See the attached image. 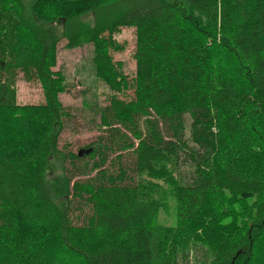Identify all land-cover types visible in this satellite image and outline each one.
<instances>
[{
    "label": "trees",
    "instance_id": "obj_1",
    "mask_svg": "<svg viewBox=\"0 0 264 264\" xmlns=\"http://www.w3.org/2000/svg\"><path fill=\"white\" fill-rule=\"evenodd\" d=\"M62 39L112 90L85 155L60 146ZM0 264H264V0H0Z\"/></svg>",
    "mask_w": 264,
    "mask_h": 264
},
{
    "label": "rangeland",
    "instance_id": "obj_2",
    "mask_svg": "<svg viewBox=\"0 0 264 264\" xmlns=\"http://www.w3.org/2000/svg\"><path fill=\"white\" fill-rule=\"evenodd\" d=\"M86 19L91 18L87 17ZM114 38L124 46V49L120 52H113V58L116 62H122L124 73L132 80L136 72L134 58L135 28H122L114 34ZM93 50L91 44L69 48L67 39H62L58 44L57 66L55 67V70H61L67 77L68 88L60 97L64 106L71 112L65 130L60 137V146L82 155L86 154L87 145L97 141L98 137L104 133L100 127V116L95 107L105 106L112 92L106 83L102 80H96L92 65ZM120 96L125 99L131 98L133 89H128L125 94ZM17 100L21 105H37L45 102L44 91L40 82H28L21 73L17 81ZM120 153L124 166L131 163L133 157L131 152L116 150L114 153H109L107 166H110L111 170L118 167L116 156ZM111 160L114 161V165H111ZM78 166L81 165L78 163ZM74 173L79 178H87V175L79 173L77 169H74ZM90 174L93 176L95 172H90ZM74 215V223L81 224L85 213L81 212L80 209H75ZM161 220L170 224L174 222L173 216H166L165 213H161Z\"/></svg>",
    "mask_w": 264,
    "mask_h": 264
}]
</instances>
